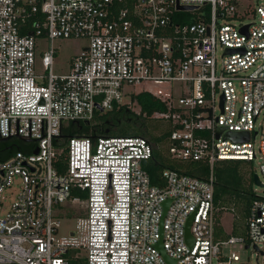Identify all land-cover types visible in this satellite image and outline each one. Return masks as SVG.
Returning <instances> with one entry per match:
<instances>
[{"label":"built area","instance_id":"obj_1","mask_svg":"<svg viewBox=\"0 0 264 264\" xmlns=\"http://www.w3.org/2000/svg\"><path fill=\"white\" fill-rule=\"evenodd\" d=\"M242 1L0 0V138L33 144L0 160V264H239L235 244L264 256V197L245 235L215 229V165L256 161L264 177V0L249 22ZM55 39L88 41L67 73L53 70ZM151 82L169 86L127 90ZM140 92L165 105L151 118L170 126V157L202 162L204 179L165 168L153 185L145 137L58 141L70 121L134 109ZM65 201L86 214L57 237L53 207Z\"/></svg>","mask_w":264,"mask_h":264},{"label":"trees","instance_id":"obj_2","mask_svg":"<svg viewBox=\"0 0 264 264\" xmlns=\"http://www.w3.org/2000/svg\"><path fill=\"white\" fill-rule=\"evenodd\" d=\"M134 109L120 105L107 112L97 111L89 123L68 122L61 131L59 142L64 143L70 137L86 136L95 139L99 136H141L147 138L153 152L149 159L144 161L143 168L148 173L153 185H164L162 170L176 169L201 179L208 174L207 167L202 162H183L170 157L168 152L167 135L169 124L151 118L156 110H164L165 105L158 98L147 92H140L135 97ZM138 111V112H137ZM56 143V140H54ZM32 143L19 138H9L0 141V160H4L16 151L32 152ZM61 166L60 170H62ZM252 163L246 160H222L214 167L216 178L214 186V206L220 210L233 208V217L242 220L240 227L233 221L231 234L245 235V220L248 207L255 198L252 187L254 174L251 171ZM216 234L225 237L216 216Z\"/></svg>","mask_w":264,"mask_h":264},{"label":"rangeland","instance_id":"obj_3","mask_svg":"<svg viewBox=\"0 0 264 264\" xmlns=\"http://www.w3.org/2000/svg\"><path fill=\"white\" fill-rule=\"evenodd\" d=\"M260 1V0H259ZM258 1L254 0H245L240 3L238 7V13L241 14V20L243 22H249L253 19V16L248 10L251 6L257 4ZM238 21V20H237ZM88 41L86 39H55L53 44L56 48V54L53 62V70L56 73H67L70 70V62L71 59L77 55L83 47L87 45ZM46 47V43H42L40 49ZM169 84L167 83H147L143 86H135L132 88L128 87V91H138L141 88H148L151 92H156L157 89H161L163 91H167ZM129 97H124V101H127ZM251 171L253 174H256L260 180V182L264 185V177L261 175L258 163L255 161L252 163ZM254 192L256 195L264 197V186H258L254 183L252 185ZM17 189L13 187L11 190H6V194H8V201L14 198ZM53 213L56 218L60 221V226L58 228L57 237H69L70 232L76 230V225L81 216H84L86 212L81 209V205L79 203L72 204L69 201H65L59 205H55L53 207ZM219 215V223L223 227L226 232L231 233V228L233 226V221L236 225L240 227L244 224L242 220L236 219L233 217V214L230 210H220L218 212ZM264 249V246H262ZM232 249L237 252L240 257L239 264H264V256H257L254 250L247 249L240 244H235Z\"/></svg>","mask_w":264,"mask_h":264},{"label":"water","instance_id":"obj_4","mask_svg":"<svg viewBox=\"0 0 264 264\" xmlns=\"http://www.w3.org/2000/svg\"><path fill=\"white\" fill-rule=\"evenodd\" d=\"M183 9H189L188 7H184ZM246 28V27H245ZM229 51V50H228ZM88 123V122H87ZM219 134H220V131L218 132V134H217V136H219ZM230 134V136L231 137H233V138H237V137H244V139L246 140L247 139V133L246 132H231V133H229ZM0 140H7L6 138H0ZM37 148L34 150V153H37ZM253 180H254V183L256 184V185H258V186H264L261 182H260V180H259V178H258V176L256 175V174H254V177H253ZM168 204H169V201H166L165 203H164V207L165 208H167V206H168ZM190 222H191V218L188 220V222H187V224H186V239L188 240V241H191V235H190V232H189V226H190ZM248 246L246 245V248H247ZM255 249H258L257 248V246H253ZM158 248L160 249V251H161V253L164 255V257L168 260V262L169 263H171V261L165 256V254H164V252H163V250H162V246H161V244L159 243L158 244Z\"/></svg>","mask_w":264,"mask_h":264},{"label":"flooded vegetation","instance_id":"obj_5","mask_svg":"<svg viewBox=\"0 0 264 264\" xmlns=\"http://www.w3.org/2000/svg\"><path fill=\"white\" fill-rule=\"evenodd\" d=\"M0 141H3V140H0Z\"/></svg>","mask_w":264,"mask_h":264}]
</instances>
